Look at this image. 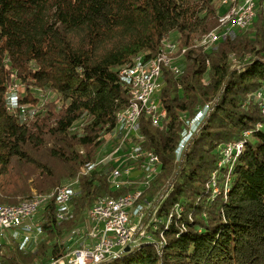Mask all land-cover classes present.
Returning <instances> with one entry per match:
<instances>
[{"label": "trees", "instance_id": "1", "mask_svg": "<svg viewBox=\"0 0 264 264\" xmlns=\"http://www.w3.org/2000/svg\"><path fill=\"white\" fill-rule=\"evenodd\" d=\"M222 1L0 0V204L32 199V190L47 196L76 179L81 187L70 222L57 221L52 199L38 250L1 245L0 264L63 257L64 235L98 200L136 189L114 190L103 174L85 170L130 105L121 69L139 56L162 55L173 35L185 49L184 69L163 70L159 97L167 120L154 127L143 116L140 123L144 149L161 162L141 201L153 202L144 219L153 242L102 264H264V115L247 102L264 87V10L257 3L252 24L205 50L198 43L219 26ZM17 83L25 95L12 107L8 96ZM34 90L56 94L61 106L47 103L23 120L22 109L39 103ZM206 106L177 163L185 117ZM229 143L243 149L227 162L221 151Z\"/></svg>", "mask_w": 264, "mask_h": 264}, {"label": "built area", "instance_id": "2", "mask_svg": "<svg viewBox=\"0 0 264 264\" xmlns=\"http://www.w3.org/2000/svg\"><path fill=\"white\" fill-rule=\"evenodd\" d=\"M232 6L233 15H230V30L223 37L217 38L215 46L223 39L234 36V25L252 24L256 17V0H249L242 5H235L234 2ZM168 47H171V44ZM164 68L179 71V66L163 67L161 61H156L151 69L140 67L137 75H130V72L120 73L123 77H138V81H145L146 94L143 102H138L141 112L143 110L153 111V122L162 125L167 120L162 112L159 97L163 86ZM135 88L136 84L133 86V89ZM209 109V106H206L193 122L190 121V129H185L183 147L180 154L176 156L177 163L182 158L184 145L189 140L192 132H196V129L199 128ZM144 141L141 125H137L135 116H131L129 122L123 123V137L118 141H112L111 147L108 146L109 149H106L107 160L103 167L97 171L107 177L112 189L117 190L126 187L127 180L132 178L152 180L153 174L161 168L160 163L154 162L153 153L144 149ZM115 151H124V158L121 161H112V154ZM77 185L78 183L75 181L72 189H65V186H63V189H59V196L56 200V218L58 222H62L65 216L69 214L68 210H70L71 202L75 197L74 188ZM140 196H143V194L142 188L139 187L126 194L125 201L114 202V198H111V208L100 207V211L92 212V215L88 216L89 222L85 230L90 231V237L88 238H91L95 250L93 251L88 245L83 248V251L74 254L73 257L70 254L60 260L52 261L50 264H64L65 260L68 264H86L84 257H93L94 255L95 258L89 260L90 262L104 261L107 257L119 252V250L137 244L143 238L150 239V237H146L147 230L143 220L145 219L146 210L151 207V204L141 206L140 212H131L132 201H139ZM43 207L26 208L20 215L0 212V246L16 244L21 250L29 251L40 234H43L41 219L35 220V215ZM82 231L85 233L84 229ZM88 238L85 239L84 235L82 237L85 241ZM96 247H98L97 251ZM93 252L96 253L93 254Z\"/></svg>", "mask_w": 264, "mask_h": 264}, {"label": "bare ground", "instance_id": "3", "mask_svg": "<svg viewBox=\"0 0 264 264\" xmlns=\"http://www.w3.org/2000/svg\"><path fill=\"white\" fill-rule=\"evenodd\" d=\"M248 1L249 0H242V1L238 2L235 5H242V4L247 3ZM230 15H233V6L228 10L227 13H225L224 15H222L220 17L219 26L216 29H214L213 31H211L210 33H208L207 35L203 36V38L199 41L198 46L199 47L200 46L203 47V49H205V50H210L213 47H215V42L217 41V38L223 37L230 30ZM249 25L250 24L234 25V34H235V32L237 30L246 29ZM169 44H171V47H168ZM165 49H166L165 50L166 52L164 51L165 53H163L162 55H159L158 57H156L154 59H150L148 61H146V60L144 61L142 56H139L138 58H136L135 63H134L133 66L122 68L120 73H129L130 72V75H137L138 72H139L140 67H143L144 69H151L152 66L154 65V62L161 61V66H163V67L179 66V71H173V72L175 74H178V75L182 74L184 68H183V63L180 60L183 58V54L185 52V49H183L180 52V55H175V52H174L175 51V45L172 44V43H169V42H165ZM122 78L126 82V83L124 82L125 85L127 84V86L130 87L129 89H130V93H131V99H130L131 102H130L129 107H127L126 110L120 111L117 114V125L113 129V131L109 134L110 136H112V140H110V141H118V139H121L123 137V123L124 122H129L131 116H135V122H136L137 125H140L141 118L143 116H145L147 119H149L154 127H160V125H161L158 122H153L154 121V112L153 111H151V110H143V112H141V107H140L138 102H143L144 95L146 94L145 81H138V77L127 78V77H123L122 76ZM134 84H136V88L135 89H133ZM261 94H262V92H261ZM22 111L24 113V109H22ZM162 112L164 113L165 118H166L167 112H166V110L164 108H162ZM186 124H187L186 129H190V122H186ZM198 130H199V128L196 129V132H192V135L190 136L189 140L184 145V150H185L188 142L190 141V139L193 137V135H195L198 132ZM184 136H185V130H184V132L182 134L181 142H180V144H179V146H178V148L176 150V156L178 154H180V152H181V148L183 147V138H184ZM103 138H102V140H103ZM108 139H110V138H108ZM104 140H105V138H104ZM103 141H102V143H103ZM103 145H105V142H104ZM103 145L101 146V148L109 146V145L108 146H103ZM110 145H111V143H110ZM242 149H243V143L230 145L229 149L227 151L228 162L235 155L239 154L242 151ZM103 151H105L104 152L105 154L103 156H99L98 159L96 160V162L89 168V170L94 169V170L97 171L99 168L103 167V165L105 164V161L107 160L106 148ZM153 155H154V162H157V163L161 164L159 157L155 153H153ZM123 158H124V151H115L114 154H112V161H121ZM159 171H160V169L156 170V172L153 174L152 180L158 175ZM86 172L88 173L89 171L87 170ZM152 180H143V179H139V178H132V179L127 180V186L140 187V188H142V194H144V192L147 190V188H149L150 183L152 182ZM73 183L74 182H70L67 185H65V189H72ZM77 183H78V181H77ZM59 189H63V187H61ZM59 189H58L56 195L54 193V198L56 197V200H57V197L59 196ZM77 194H78L77 188H74V196H76ZM51 197H53V195ZM51 197L49 198L48 196L47 197L46 196L45 197L38 196V197H36L34 199H31V200L28 199L29 201L22 202V203H20L18 205H15V206H6V205H1L0 204V212H2V213H13V215H20L21 213L24 212V209H26V208H33L35 206H45L48 203L47 202L48 198L50 200ZM141 198H142V196H140L139 201L141 200ZM123 201H125V195L121 196L119 198H114V202H123ZM139 201H132L131 212H140L141 206H147L148 205V203H144V202H142V203L140 202L138 204ZM149 203L152 206L153 202L150 201ZM100 207L101 208H111L112 207V199L111 198H102V199L98 200L97 204H95L94 207L91 208L90 212L88 213L89 214L88 216L92 215V212L100 211ZM69 213H70V210H69ZM155 213H156V210H155ZM66 218H67V216H65L63 221H65ZM152 221H156V219L153 218L150 221V223ZM43 234H44V231H43ZM43 234H40L39 238L36 239L34 245H32V247H30L29 251H26V250H23V251H25L26 253H28V252L31 253L32 251L34 252V249L38 245L39 239H41V240L44 239V237H42ZM74 234H75V232H74ZM71 236H73V233L71 234ZM146 237H150V239L143 238L137 244H133V246H129V247H131V249H133V248H135L136 246H138L142 242H151V241L153 242V238H152L151 235H149L147 233ZM164 241H165V239L162 237L160 243L163 244ZM38 248H39V246L37 247V249H35V252H36V250H38ZM124 249L125 248H123V249L119 250V252H116L113 255L107 257V259H105L104 261H95L94 263H101V262H105L106 260L119 258L121 255L124 254V253H121V251L123 252ZM81 251H83V248L78 249L76 252H81ZM119 253H121V254H119Z\"/></svg>", "mask_w": 264, "mask_h": 264}, {"label": "rangeland", "instance_id": "4", "mask_svg": "<svg viewBox=\"0 0 264 264\" xmlns=\"http://www.w3.org/2000/svg\"><path fill=\"white\" fill-rule=\"evenodd\" d=\"M232 0H223L222 2H221V10L223 11V10H226V12L228 11V6L232 3L231 2ZM234 1V0H233ZM240 1H242V0H236V2H235V4H237L238 2H240ZM257 3H259V7H262V9L264 10V0H256V9H257ZM225 12V11H224ZM225 12V13H226ZM262 13V15H263V20H264V11L263 12H261ZM256 18V17H255ZM237 31H239V30H237ZM236 31V32H237ZM176 36L177 35H173L172 37H171V40H169L168 42L169 43H172V44H174L175 45V55H180V49H179V47H178V44H177V42H176ZM182 51V50H181ZM179 53V54H178ZM234 62H235V60H233ZM261 92H262V94H261ZM264 87H262V88H260V90H258L257 92H255L254 94H252L251 96H250V98L248 99V101L247 102H252L253 104H255L256 106H257V108H258V110L261 112V114L262 115H264ZM34 93H35V96L38 98V100H39V103L37 104V105H32V104H28L27 106H25L26 108H24V114L26 115V113H28V114H30V117H32L36 112H38L39 111V109L40 108H42V107H44L47 103H57L58 105H59V107L61 106V103H59L58 102V99H57V95L56 94H54V93H49V92H42V91H39V90H34ZM25 95V91H24V87H22V86H20L18 83L15 85V87H14V89L10 92V94H9V96H8V100H9V103L12 105V107H15V102H16V99H17V97L18 96H24ZM257 102V103H256ZM261 105V106H260ZM203 110V109H202ZM202 110H200V111H202ZM200 111L198 112V114L194 117V118H192V119H190V118H188V117H185V119L188 121V122H193L197 117H198V115L200 114ZM209 112V111H208ZM21 116H22V114H21ZM207 116V115H206ZM27 115L26 116H22V119L23 120H27ZM205 119V118H204ZM186 121V122H187ZM204 121V120H203ZM183 124H185V122L183 123ZM202 124V123H201ZM201 127V125L199 126V128ZM262 127H260L259 126V129H261ZM264 128V127H263ZM183 132V131H182ZM195 136V135H194ZM108 138H110V139H108ZM107 139V140H106ZM110 140H112V136H110V135H107L106 137H105V145H103V146H108L109 145V147H111V145H110V143H112V141H110ZM232 143H229V144H226V145H224L223 147H222V151H221V154H222V156H223V158H225V161H227L228 162V159H227V151H228V149H229V146L231 145ZM109 149L108 147H102L101 149H99V152H98V157L99 156H103L105 153V151H103L104 149ZM102 152H101V151ZM226 153V154H225ZM229 158V157H228ZM98 159V158H97ZM93 164H91L86 170H85V174H87V170L90 172V171H94V169H91V170H89V168L92 166ZM98 171V170H97ZM88 172V173H89ZM102 174V173H101ZM106 177V176H105ZM157 177V176H156ZM155 177V178H156ZM107 178V177H106ZM154 178V179H155ZM153 179V180H154ZM213 179H215V181H217L216 180V177H214L213 176ZM152 180V181H153ZM75 181H78V184L79 185H77V192H78V194L74 197V198H76V197H78L79 195H80V193H81V187H80V181H79V179H76V180H74V181H71V182H75ZM66 183V184H65ZM65 183H63V184H61V186L60 187H58L57 188V190H56V192H54L55 193V195H56V193H57V191H58V189L59 188H61V187H63V186H65V185H67L68 183H70V182H65ZM152 183V182H151ZM151 183H150V186H151ZM149 186V187H150ZM137 188H139V187H136V189ZM214 188H215V192L217 191L216 189H217V186L214 184ZM135 189V190H136ZM148 189V188H147ZM134 191V190H133ZM54 193L53 194H50V195H47L49 198L53 195V197H51V199L49 200V198H48V203L42 208V209H39V211L37 212V214L35 215L36 217H35V220H40V219H42V215H43V213H44V211H42L43 209H46V207L49 205V203H50V201L52 200V198L55 200V205H56V197L54 198ZM32 194H33V198L32 199H34V198H36V197H38V196H41V195H38L37 194V192L35 191V190H32ZM46 196V197H47ZM41 197H45V196H41ZM143 197V196H142ZM29 200H31V199H29ZM29 200H26V201H29ZM141 200H142V198H141ZM141 200L138 202V204L141 202ZM73 201H74V199H73ZM73 201L71 202V209H70V213L67 215V218L65 219V221H63V222H59L60 224L61 223H65V222H70L72 219H73V217H74V212H73V205H72V203H73ZM25 202V201H24ZM98 202V201H97ZM142 203V202H141ZM97 204V203H96ZM94 207V206H93ZM56 209H57V205H56ZM90 210L91 209H89L86 213H85V215H84V218L82 219V222L80 223V224H78V226H76V228L74 229V230H71L70 232H68V233H66L65 235H64V237H63V239H62V243H63V245H65L66 246V254H65V256H68V255H70L71 254V257H73V255L75 254L76 255V251L78 250V249H81V248H85V247H87L88 245H89V247L90 248H92V250L94 251L95 250V245H93L92 244V242H91V238H88V237H90V235H89V233H90V231H88L87 232V230H85L86 228V226H87V224H88V222H89V217H88V213L90 212ZM57 211V210H56ZM69 211V210H68ZM67 213V212H66ZM67 220V221H66ZM58 221V220H57ZM81 227V228H80ZM78 228V229H77ZM84 229V231H85V233L82 231ZM75 232V234H74V232ZM73 233V236H71V234ZM77 234V235H76ZM83 235H84V237H85V239L86 238H88L86 241H85V239H82V237H83ZM42 237H45V232H44V234H43V236ZM43 239V238H42ZM41 239H39V241H40ZM44 240V239H43ZM43 240H41L40 242L38 241V245L36 246V248L35 249H37V247L38 246H40V244L43 242ZM40 243V244H39ZM80 243H81V246L79 247V245H80ZM91 244V245H90ZM35 249H34V252H35ZM97 249H98V247H96V251H97ZM37 251V250H36ZM33 252V251H32ZM31 252V253H32ZM33 252V253H34ZM69 254H68V253ZM28 253H30V252H28ZM96 252H93V254H95ZM64 257V256H63ZM63 257H61V258H63ZM77 259L79 258V257H76ZM85 258V262H87L86 264H95V263H93V262H90L89 260H92L93 258H95V255L92 257V256H87V257H84ZM68 260V259H67ZM68 264L67 263V261L65 260V262H64V264Z\"/></svg>", "mask_w": 264, "mask_h": 264}, {"label": "water", "instance_id": "5", "mask_svg": "<svg viewBox=\"0 0 264 264\" xmlns=\"http://www.w3.org/2000/svg\"><path fill=\"white\" fill-rule=\"evenodd\" d=\"M131 250H132L131 247L128 246V247H126V248L124 249L123 252L121 251V253L128 254V253L131 252ZM121 253H119V254H121ZM64 257H65V255H64ZM64 257H63V258H64ZM60 259H62V258L55 259V260H60ZM115 259H116V258L111 259V260H106L105 262H101V263H95V264H102V263H106V262H109V261H113V260H115ZM55 260H52V261H55ZM52 261H51V262H52ZM51 262H50V263H51ZM50 263H48V264H50ZM93 263H94V262H93Z\"/></svg>", "mask_w": 264, "mask_h": 264}]
</instances>
